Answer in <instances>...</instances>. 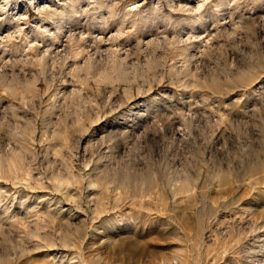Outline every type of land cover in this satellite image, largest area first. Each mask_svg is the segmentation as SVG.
Returning <instances> with one entry per match:
<instances>
[{"label":"rangeland","instance_id":"1","mask_svg":"<svg viewBox=\"0 0 264 264\" xmlns=\"http://www.w3.org/2000/svg\"><path fill=\"white\" fill-rule=\"evenodd\" d=\"M0 264H264V0H0Z\"/></svg>","mask_w":264,"mask_h":264}]
</instances>
